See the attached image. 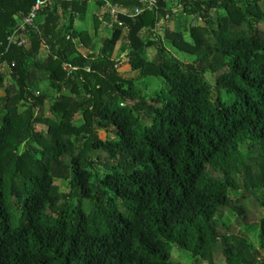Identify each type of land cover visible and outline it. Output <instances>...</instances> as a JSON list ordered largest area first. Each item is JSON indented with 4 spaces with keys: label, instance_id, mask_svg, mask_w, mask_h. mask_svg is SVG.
I'll list each match as a JSON object with an SVG mask.
<instances>
[{
    "label": "trees",
    "instance_id": "16d2710c",
    "mask_svg": "<svg viewBox=\"0 0 264 264\" xmlns=\"http://www.w3.org/2000/svg\"><path fill=\"white\" fill-rule=\"evenodd\" d=\"M34 2L0 0V264H179L173 250L195 264H264L260 0H158L111 28L95 13L103 0H53L23 45L9 43ZM91 7L90 35L74 24ZM184 14L192 25L170 29ZM122 32L130 73L111 56ZM147 80L151 95L137 89ZM46 82L54 97L34 94ZM255 227L257 248L246 235Z\"/></svg>",
    "mask_w": 264,
    "mask_h": 264
},
{
    "label": "rangeland",
    "instance_id": "374dc122",
    "mask_svg": "<svg viewBox=\"0 0 264 264\" xmlns=\"http://www.w3.org/2000/svg\"><path fill=\"white\" fill-rule=\"evenodd\" d=\"M259 6L264 10V0H260L259 2ZM91 10L89 11L87 17L81 21L76 20L75 21V27L77 29H83L85 28L86 30L89 31V34L91 35L93 32V22H92V17L91 15L92 13V7L90 8ZM211 14L213 15V17H216V13L215 10L211 11ZM198 24H202L201 21L195 20ZM170 25V29L174 30V31H182L185 30V28L187 29L188 26L192 25V19L188 16V15H182L181 17H179L178 19H174V20H170L169 22ZM163 30H161L162 33ZM124 42V32H122V37H120V39L116 42L115 47H114V51L112 52V58H114L115 60H117L119 62V67H118V71L120 72H124V71H128L130 70V65L127 63V57H126V52L124 51L125 49H123L121 46L123 45ZM164 46L166 47V49L176 58L184 61V62H191L194 59V55L184 52V51H180L179 49H177L176 47H174L169 41L164 40ZM79 50L86 52V50H84L81 46H78ZM97 49V48H96ZM46 52V48L44 46H41L40 50H39V54L38 57H42L45 55ZM156 57V51L154 49V47L148 48L145 50L144 52V58L148 59V60H153ZM8 72V71H7ZM130 73V72H129ZM207 79L213 84L214 83V79L206 74ZM5 83L10 82V78L8 75H6L5 77ZM158 86L157 82L155 80H147V81H141L139 83H137V89L139 91H141L144 94L147 95H151L154 91V89H156ZM42 91H46L49 97H54L55 96V92L53 91L52 88L49 87L48 83L46 82L45 84H39L38 88L35 89V93H39ZM0 93H3V89H0ZM63 93H66V91H63ZM82 121L80 115H76L75 119H74V124L78 125L80 124ZM98 137H100L101 139H104L105 137V132L102 130L98 131ZM54 184L57 186V189L59 191H68L69 190V186H68V182L62 179H54ZM231 197H236L237 194L236 193H231L230 194ZM263 196V192L258 191L257 192V197L258 198H262ZM225 218L227 219L228 222H230L233 218L232 213L229 211L225 214ZM247 238L251 241V243L254 245V247H258L259 243H258V228L255 227L253 229H250L249 231L246 232ZM172 259L174 262L179 263V264H195L193 259L186 256V255H178L176 251H172L171 253ZM202 264H207L205 261Z\"/></svg>",
    "mask_w": 264,
    "mask_h": 264
},
{
    "label": "built area",
    "instance_id": "2783aa9c",
    "mask_svg": "<svg viewBox=\"0 0 264 264\" xmlns=\"http://www.w3.org/2000/svg\"><path fill=\"white\" fill-rule=\"evenodd\" d=\"M76 1H87L88 3H95L96 0H76ZM139 5L132 8V11L128 13L126 9L121 8L117 3L113 4L109 0H103V4H101L98 7V10L95 11L97 15H99L100 12L106 11L109 18V23H107V26L109 28L112 27V25H117L119 27H124L123 22L119 19V15H127L132 18H134L136 15H139L143 10H152L155 11L157 9L158 0H137ZM166 1V0H165ZM53 0H35L33 5L30 7L28 12L26 14H22L20 17H18L15 20L14 29L12 32L7 36V41L12 44H16L17 46H21L26 42V32L29 27H34L35 25V19L39 12L46 6L51 5ZM179 11H182V6L180 4L172 7L171 13L173 15H177ZM192 17H195L191 15ZM170 18V14H166L164 17L160 18L158 22H156L155 26L152 28L153 32H156L157 34L161 33V30H163L162 25L165 23L167 19ZM196 20L202 21L201 16H196ZM68 38V37H67ZM13 65V63L11 64ZM88 70V68H86ZM34 94L35 91H33Z\"/></svg>",
    "mask_w": 264,
    "mask_h": 264
},
{
    "label": "crops",
    "instance_id": "0c3cea01",
    "mask_svg": "<svg viewBox=\"0 0 264 264\" xmlns=\"http://www.w3.org/2000/svg\"><path fill=\"white\" fill-rule=\"evenodd\" d=\"M1 94V93H0Z\"/></svg>",
    "mask_w": 264,
    "mask_h": 264
}]
</instances>
